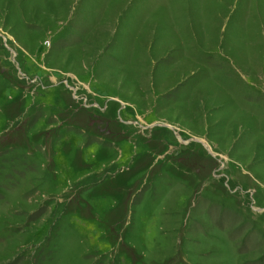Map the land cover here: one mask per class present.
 I'll return each instance as SVG.
<instances>
[{
  "label": "rangeland",
  "instance_id": "obj_1",
  "mask_svg": "<svg viewBox=\"0 0 264 264\" xmlns=\"http://www.w3.org/2000/svg\"><path fill=\"white\" fill-rule=\"evenodd\" d=\"M0 264H264V0H0Z\"/></svg>",
  "mask_w": 264,
  "mask_h": 264
}]
</instances>
